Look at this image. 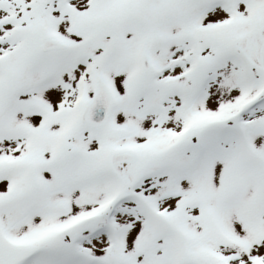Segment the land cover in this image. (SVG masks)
<instances>
[{"label": "snow or ice", "instance_id": "snow-or-ice-1", "mask_svg": "<svg viewBox=\"0 0 264 264\" xmlns=\"http://www.w3.org/2000/svg\"><path fill=\"white\" fill-rule=\"evenodd\" d=\"M0 264H264V0H0Z\"/></svg>", "mask_w": 264, "mask_h": 264}]
</instances>
